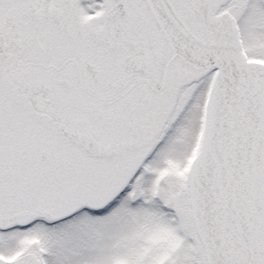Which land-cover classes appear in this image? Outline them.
<instances>
[{
	"label": "snow or ice",
	"instance_id": "1",
	"mask_svg": "<svg viewBox=\"0 0 264 264\" xmlns=\"http://www.w3.org/2000/svg\"><path fill=\"white\" fill-rule=\"evenodd\" d=\"M0 264H264V0H0Z\"/></svg>",
	"mask_w": 264,
	"mask_h": 264
}]
</instances>
